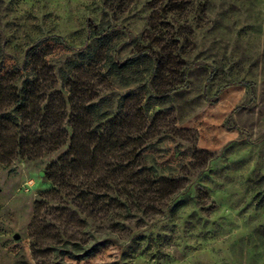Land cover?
Segmentation results:
<instances>
[{"label": "rangeland", "instance_id": "obj_1", "mask_svg": "<svg viewBox=\"0 0 264 264\" xmlns=\"http://www.w3.org/2000/svg\"><path fill=\"white\" fill-rule=\"evenodd\" d=\"M89 22L110 29L120 59L136 46L166 48L159 88L186 68L181 89L148 112L159 129L144 152L183 190L112 231L91 225L107 244L73 259L33 251L29 237L34 204L51 190L45 169L66 148L0 162V264H264V0H0V75L29 50L62 67Z\"/></svg>", "mask_w": 264, "mask_h": 264}, {"label": "trees", "instance_id": "obj_2", "mask_svg": "<svg viewBox=\"0 0 264 264\" xmlns=\"http://www.w3.org/2000/svg\"><path fill=\"white\" fill-rule=\"evenodd\" d=\"M48 54L26 51L21 67L0 75V162L38 160L66 148L45 169L51 190L34 204L29 237L33 251L85 259L108 242L91 225L112 231L121 219L170 207L182 192L181 180L159 177L144 152L159 129L148 112L181 89L186 68L159 88L166 48L136 46L120 59L110 29L92 22L62 67L51 66Z\"/></svg>", "mask_w": 264, "mask_h": 264}, {"label": "crops", "instance_id": "obj_3", "mask_svg": "<svg viewBox=\"0 0 264 264\" xmlns=\"http://www.w3.org/2000/svg\"><path fill=\"white\" fill-rule=\"evenodd\" d=\"M228 98L230 99V101L232 102H236L238 100L237 97H231V96H228Z\"/></svg>", "mask_w": 264, "mask_h": 264}]
</instances>
